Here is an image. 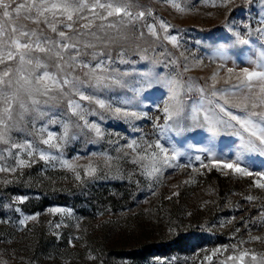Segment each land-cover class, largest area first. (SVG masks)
<instances>
[{
	"label": "rangeland",
	"instance_id": "374dc122",
	"mask_svg": "<svg viewBox=\"0 0 264 264\" xmlns=\"http://www.w3.org/2000/svg\"><path fill=\"white\" fill-rule=\"evenodd\" d=\"M133 4L150 15L110 30L107 46L82 48L89 67L72 72L105 107L71 93L38 97L0 143L9 169L0 171V264H240L229 257L242 252L243 264H264V153L239 161L251 175L224 167L248 139L228 113L245 117L240 97L254 95L235 86L264 63V0ZM98 62L107 86L84 75ZM176 103L182 111L168 119ZM49 133L58 147L42 143ZM25 142L32 147L11 146Z\"/></svg>",
	"mask_w": 264,
	"mask_h": 264
},
{
	"label": "snow or ice",
	"instance_id": "6c2138e0",
	"mask_svg": "<svg viewBox=\"0 0 264 264\" xmlns=\"http://www.w3.org/2000/svg\"><path fill=\"white\" fill-rule=\"evenodd\" d=\"M12 4L15 7L5 0H0V12H2L0 16V143L4 144L10 143L9 133L24 119L25 114L35 110V106L41 103L38 97H46L44 102L47 103L48 100L57 99V96L71 93L78 95L80 101L95 103L100 108H104L105 102L93 95H86L78 87L82 83L80 78L72 76V72L77 67H89L88 63L80 59L85 54L81 49H95L98 43L107 46L113 39L110 30H119L121 24L126 21L142 19L150 15L144 11H133V0H21L19 3L12 0ZM176 7L179 9V5ZM22 21L34 24L36 27L29 28L28 23ZM147 27L152 35L156 34L152 25ZM46 31L54 35L48 36ZM92 55L95 59L97 55L103 53L94 52ZM101 65L102 62H98L91 72L84 74L89 80H95L97 87L107 86L104 82L108 77L96 74V69L101 68ZM50 67L55 71H50ZM235 87L245 88L248 93H254L240 97L244 105L243 110L247 112L245 117L240 118L228 113L230 119L247 133L248 139L241 144L242 152L237 154L236 162H225L224 167L240 175H251V172L241 167L239 161L248 152L264 153V111H247L249 106L251 109H264V63H257L256 68L252 70L243 69V78ZM68 107L73 115H78L80 119L84 118L82 115L84 109L76 100L68 99ZM220 110L225 111L223 107ZM164 111L168 113L167 118L172 119L173 115H178L182 111V107L176 103L171 111L168 107ZM253 117L256 119L254 120ZM89 127L95 128V125ZM95 130L99 134V128ZM53 139V135L49 133L48 138L42 143L50 147H58L57 144L52 143ZM11 146L32 147L28 142L24 145L13 143ZM157 147L159 148L160 145L157 144ZM160 151L163 152L164 149L160 148ZM40 159H46L44 153L40 154ZM105 159L107 162L109 158ZM63 163L68 168L73 167L67 161ZM25 165L24 160L18 162L19 167ZM11 170L15 171V169ZM0 171H9V169L0 168ZM96 171L97 168L92 163L84 167L85 176H94ZM80 178V174L77 173L76 179ZM258 186L264 188V184ZM50 211L59 212L63 209L55 208ZM247 255V252H242L239 257H229V259H238L240 264H243ZM252 259L255 260L256 257L253 256Z\"/></svg>",
	"mask_w": 264,
	"mask_h": 264
}]
</instances>
